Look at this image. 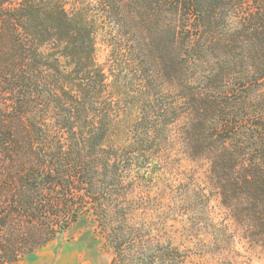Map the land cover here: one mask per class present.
Here are the masks:
<instances>
[{"label": "trees", "instance_id": "1", "mask_svg": "<svg viewBox=\"0 0 264 264\" xmlns=\"http://www.w3.org/2000/svg\"><path fill=\"white\" fill-rule=\"evenodd\" d=\"M178 150L207 184L165 179ZM85 214L112 264L264 252V0H0V264Z\"/></svg>", "mask_w": 264, "mask_h": 264}, {"label": "rangeland", "instance_id": "2", "mask_svg": "<svg viewBox=\"0 0 264 264\" xmlns=\"http://www.w3.org/2000/svg\"><path fill=\"white\" fill-rule=\"evenodd\" d=\"M103 21L104 20H99L100 25H102V29L97 36V57L101 62L105 61L108 55H119L122 47H124L123 43L119 42L116 39V36H114L116 34L115 30L113 28L107 30V22L105 23ZM124 24H126L124 27L127 29L128 25H131L129 21H124ZM122 52L123 51H121V53ZM178 151L179 152H175V154H173L171 166L168 170V176L166 172L164 173L165 179H183L187 176L194 175L203 185L207 184V163L203 160L190 159L184 152L181 150ZM156 180L154 182L155 184L153 183V187H159V185L165 184V181L162 179L160 180L156 177ZM155 191H157V189ZM155 191H152L154 199H158L156 198L158 195ZM210 197V205L217 219L220 222H230L231 228L235 229V225L228 218L225 213L226 211L221 206L219 198L214 194V192H210ZM168 218L169 220L167 221L166 231L170 234L174 229V221L171 220L170 217ZM237 234L240 235L241 233ZM58 238L60 242L66 241L77 244L85 253V261L88 264H112L111 261L113 252L107 245V239L105 238L97 221L90 214L81 216L78 221L71 225V227H69L65 232L60 234ZM179 241H182V238L177 236L176 242L179 243ZM237 241L235 251L243 257V261L223 258L222 264H264V252L259 247L256 248L251 246L248 241L242 238L237 239ZM217 262L216 258H214L213 255H210L207 258H196L192 264H217Z\"/></svg>", "mask_w": 264, "mask_h": 264}, {"label": "crops", "instance_id": "3", "mask_svg": "<svg viewBox=\"0 0 264 264\" xmlns=\"http://www.w3.org/2000/svg\"><path fill=\"white\" fill-rule=\"evenodd\" d=\"M84 262H86L85 253L77 244L60 242L57 237L14 264H82Z\"/></svg>", "mask_w": 264, "mask_h": 264}, {"label": "built area", "instance_id": "4", "mask_svg": "<svg viewBox=\"0 0 264 264\" xmlns=\"http://www.w3.org/2000/svg\"><path fill=\"white\" fill-rule=\"evenodd\" d=\"M82 264H88L87 262H84V263H82Z\"/></svg>", "mask_w": 264, "mask_h": 264}]
</instances>
